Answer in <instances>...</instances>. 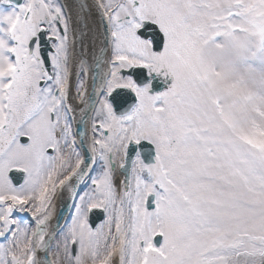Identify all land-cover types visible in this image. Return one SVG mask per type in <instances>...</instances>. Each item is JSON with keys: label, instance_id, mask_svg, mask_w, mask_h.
I'll use <instances>...</instances> for the list:
<instances>
[{"label": "snow or ice", "instance_id": "1", "mask_svg": "<svg viewBox=\"0 0 264 264\" xmlns=\"http://www.w3.org/2000/svg\"><path fill=\"white\" fill-rule=\"evenodd\" d=\"M0 264H264V0H0Z\"/></svg>", "mask_w": 264, "mask_h": 264}, {"label": "water", "instance_id": "2", "mask_svg": "<svg viewBox=\"0 0 264 264\" xmlns=\"http://www.w3.org/2000/svg\"><path fill=\"white\" fill-rule=\"evenodd\" d=\"M69 1H70V3H73V0H69ZM75 3L91 4V0H75ZM93 11H95L94 8H93ZM95 15H96V22H97L98 17H97L96 11H95ZM97 25H98V29H99V35H100V33L103 31V29H102V27H100V25L98 23H97ZM100 41H101V36H100ZM44 47L47 50L49 46L47 43H45ZM98 52H99V50H98ZM91 62H92V60H91ZM91 62L89 61V63H91ZM89 73H90V77H91V84H90V88H89V92H90L92 90V76L94 75V71L90 70ZM74 79L75 78H73V80ZM131 102H132L131 99H129L127 101V103H131ZM123 106L126 107L127 104H124ZM79 119H80V117L76 121L73 122L74 123V130L80 129L81 131H87L88 132V128L90 127V124L87 128H85V126L83 124L78 123ZM78 145H79V138H78ZM78 149H79V151H81V148L79 146H78ZM83 152H87L86 144L84 146ZM119 171L123 175V170L119 169ZM13 175L15 176L16 182H18V183L23 182V177L21 174L13 173ZM123 177H124V175H123ZM86 181H87V178L84 182L80 183L79 186L76 188L77 196H76L75 200L72 198V196L69 193L67 188H65L62 192L58 191L57 200H56V212H55V216H54L53 220L51 221V224L54 225L57 223V221H59V224L61 226H64V227L66 226V224L69 221V218H70V215H71V212L73 209V205H74V203H75V201H76L79 193L81 192L83 185L85 184ZM103 219H104V214H103L102 210H94V213L91 214V216H90V221H95V223H97V224L100 223Z\"/></svg>", "mask_w": 264, "mask_h": 264}, {"label": "bare ground", "instance_id": "3", "mask_svg": "<svg viewBox=\"0 0 264 264\" xmlns=\"http://www.w3.org/2000/svg\"><path fill=\"white\" fill-rule=\"evenodd\" d=\"M70 3V1H69ZM75 9H74V19H75ZM88 25L89 28H91L92 31L88 32L87 35L85 36V44L88 45L90 43V41L94 38L95 39V46H94V51L98 52L100 46H101V41H100V35H99V29H98V25L96 22V15H95V11H93V9L90 12L89 15V19H88ZM79 48V45H77V49ZM88 60L91 62L92 60V51L90 50L88 52ZM75 79L73 80L74 83ZM88 90L90 88V84H91V77H90V73H88ZM75 93L74 91V87H73V94ZM81 107H83V105H81ZM74 115L76 116V120L80 117V113L79 110H77L76 113H74ZM88 134L90 136V128H88ZM118 181H121V177L118 178Z\"/></svg>", "mask_w": 264, "mask_h": 264}, {"label": "rangeland", "instance_id": "4", "mask_svg": "<svg viewBox=\"0 0 264 264\" xmlns=\"http://www.w3.org/2000/svg\"><path fill=\"white\" fill-rule=\"evenodd\" d=\"M87 81H88V76H87ZM74 83H75V81H74ZM74 91H75V88H74ZM72 126H73V129H74V123H73ZM90 135H91V133H90ZM77 150L79 151L78 148H77ZM91 174L92 175H95L96 173L95 172H92ZM119 177H121V180L124 178L123 175L119 171V167H117L116 170H115V180H116L117 185H119V183H120L118 181V178ZM90 184H91L90 179H87V181L83 185V188H82L81 192L79 193V195H78L75 203L78 202L80 195H83L85 192L89 191ZM56 200H57V196H56V198H55V200L53 202V212H52V216H51V221L53 220V218L55 216V212H56ZM74 212H75V209L73 207L72 212H71V215H70V218H69V221H68L67 224H69L71 222V218H72V215L74 214ZM18 215L21 216V217H23L25 220L29 221L30 223H32V218H31V214L30 213H19ZM67 224H66V226H67ZM66 226H65V228H66Z\"/></svg>", "mask_w": 264, "mask_h": 264}]
</instances>
